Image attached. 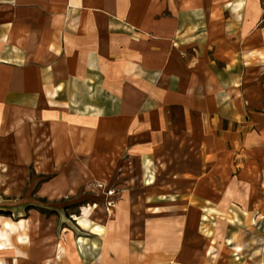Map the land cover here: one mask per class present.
<instances>
[{
    "label": "rangeland",
    "instance_id": "rangeland-1",
    "mask_svg": "<svg viewBox=\"0 0 264 264\" xmlns=\"http://www.w3.org/2000/svg\"><path fill=\"white\" fill-rule=\"evenodd\" d=\"M211 2L200 10L205 31L232 25L238 35L245 31L258 43L264 0H220L217 7ZM177 9L170 5L163 12ZM196 56L193 48L186 54L193 61ZM111 98L86 110L94 128L45 111L41 118L26 119L22 151L14 134L0 125V161L10 179L8 193L0 179V247L6 242L29 253L27 240L20 247L15 241L36 236L41 241L31 246L48 255L44 264H264V254L252 259L264 251V185L255 171L242 173L241 162L255 157L253 150L242 149V129L234 134L236 160L228 187L216 180L227 177L226 166L208 165L213 151L201 154L194 134L153 132L163 119L147 121L152 103L144 92L134 102ZM29 125L38 128L30 133ZM254 132L246 142H257ZM52 140L60 149L48 148ZM83 142L90 147L82 149ZM45 182L56 183L65 196L38 195ZM26 212L52 222L30 234L19 224L18 214ZM242 238L244 262L231 254Z\"/></svg>",
    "mask_w": 264,
    "mask_h": 264
},
{
    "label": "crops",
    "instance_id": "crops-1",
    "mask_svg": "<svg viewBox=\"0 0 264 264\" xmlns=\"http://www.w3.org/2000/svg\"><path fill=\"white\" fill-rule=\"evenodd\" d=\"M170 5L178 7L176 14L163 12ZM206 5L207 0H0V125L14 133L43 111L86 119V110L108 96L134 102L144 92L152 103L147 121L163 119L153 132L194 134L201 154L213 151L208 165L226 166L227 177H216L226 186L236 160L234 134L242 129L243 151L255 153L241 162L242 173H258L263 186L264 27L257 44L232 25L205 31L200 10ZM204 37L210 39L202 44ZM191 48L195 61L186 57ZM254 128L258 140L248 143ZM48 148L60 149L59 141ZM18 215L30 234L52 222L31 212ZM25 240L29 253L4 242L5 264H44L48 255L31 246L37 245L33 239L14 245ZM245 242L231 246L235 260H246ZM258 252L252 259H262L263 248Z\"/></svg>",
    "mask_w": 264,
    "mask_h": 264
},
{
    "label": "bare ground",
    "instance_id": "bare-ground-1",
    "mask_svg": "<svg viewBox=\"0 0 264 264\" xmlns=\"http://www.w3.org/2000/svg\"><path fill=\"white\" fill-rule=\"evenodd\" d=\"M219 3H220V0H214L213 5L215 7H217L219 5ZM73 122L75 124H79V125L84 126V127L94 128L93 121H89V120H86V119H83L80 117H77ZM23 130H24L23 125H19L18 127L15 128L14 133H13L16 140H17V145H18V147H20L21 151H22V147L24 145V143H23L24 137L22 136ZM34 130H35V128H33V126L29 125V132L33 133ZM42 134H43L44 138H46V139L50 138L48 133L42 132ZM49 145H50V142H49ZM21 156L23 157L24 161H27V158L25 157L24 153H22ZM6 172H7L6 165L0 161V175H1L0 179H1V185L3 187L2 188L3 193H8V191H9L7 186L10 183L9 182L10 179H9V176ZM124 176H126V174L121 175V177H124ZM110 193H112V192H110ZM38 195L47 196V198L49 200H54V199L62 198L65 196V194L63 193V190L58 189V185H56V183L54 184L53 182L43 183L41 188L38 191ZM96 207H97V205L95 204L94 208H96ZM0 264H5V261L3 259H0Z\"/></svg>",
    "mask_w": 264,
    "mask_h": 264
}]
</instances>
